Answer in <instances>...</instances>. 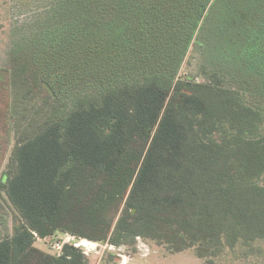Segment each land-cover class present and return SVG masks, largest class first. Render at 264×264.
Returning <instances> with one entry per match:
<instances>
[{"label": "trees", "instance_id": "1", "mask_svg": "<svg viewBox=\"0 0 264 264\" xmlns=\"http://www.w3.org/2000/svg\"><path fill=\"white\" fill-rule=\"evenodd\" d=\"M231 1L49 0L23 26L0 264H87L35 245L57 231L208 262L263 252L264 0ZM193 46L202 81L179 75Z\"/></svg>", "mask_w": 264, "mask_h": 264}, {"label": "rangeland", "instance_id": "2", "mask_svg": "<svg viewBox=\"0 0 264 264\" xmlns=\"http://www.w3.org/2000/svg\"><path fill=\"white\" fill-rule=\"evenodd\" d=\"M238 0H232L231 4ZM244 3V0H239ZM49 0H0V238L13 233V220L9 203L1 187V182H5L4 174L11 151L15 146V128L13 120L10 118L11 100V74L8 72L11 65V52L13 48H19L21 44L16 40L19 33L27 30L22 29L28 25ZM230 4V6H231ZM222 16V13L219 14ZM217 38L213 25H208L203 32L205 40ZM198 47H191L185 61L180 69L179 75L185 80L188 76L202 81L200 71L203 70V57L208 59L206 52L202 53ZM250 101L259 102L254 96ZM264 184V177L260 180ZM68 233L57 231L47 238L48 242H35V245L42 250L54 253L50 248L53 240L70 237ZM263 252L257 256H241L239 252H228L214 258L213 262H208L197 257L193 250L188 249L177 253L168 252L163 246L156 245L150 241L137 238L131 246L123 245L113 247L101 245L89 253L87 264H264V242L256 243ZM107 251H111L117 256L109 258Z\"/></svg>", "mask_w": 264, "mask_h": 264}, {"label": "built area", "instance_id": "3", "mask_svg": "<svg viewBox=\"0 0 264 264\" xmlns=\"http://www.w3.org/2000/svg\"><path fill=\"white\" fill-rule=\"evenodd\" d=\"M34 237H35V242H46L50 236H44V237H40L38 234L33 233ZM70 237H64L62 239H58V240H53V242L50 244V248L54 251V253H56L57 255L61 253L62 248L65 244H70L73 245L74 247H77L79 249H81L82 253L85 256H88L89 253L95 250V248L101 246V245H108V244H102V243H97V242H93L90 240H87L85 238H80L77 237L75 235H68ZM48 242V241H47ZM111 246V245H109Z\"/></svg>", "mask_w": 264, "mask_h": 264}, {"label": "water", "instance_id": "4", "mask_svg": "<svg viewBox=\"0 0 264 264\" xmlns=\"http://www.w3.org/2000/svg\"><path fill=\"white\" fill-rule=\"evenodd\" d=\"M188 85V84H187ZM102 244H103V242H102Z\"/></svg>", "mask_w": 264, "mask_h": 264}]
</instances>
